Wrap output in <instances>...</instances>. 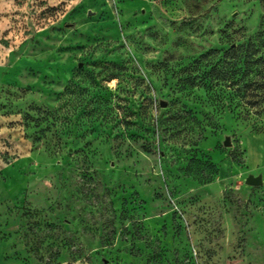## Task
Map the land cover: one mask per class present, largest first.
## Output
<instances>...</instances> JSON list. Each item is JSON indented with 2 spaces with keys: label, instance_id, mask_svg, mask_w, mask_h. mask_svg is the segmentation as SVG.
I'll list each match as a JSON object with an SVG mask.
<instances>
[{
  "label": "rangeland",
  "instance_id": "rangeland-1",
  "mask_svg": "<svg viewBox=\"0 0 264 264\" xmlns=\"http://www.w3.org/2000/svg\"><path fill=\"white\" fill-rule=\"evenodd\" d=\"M0 264H264V0H0Z\"/></svg>",
  "mask_w": 264,
  "mask_h": 264
},
{
  "label": "water",
  "instance_id": "water-1",
  "mask_svg": "<svg viewBox=\"0 0 264 264\" xmlns=\"http://www.w3.org/2000/svg\"><path fill=\"white\" fill-rule=\"evenodd\" d=\"M160 104L162 107H166L168 105V102L166 100H161ZM224 144L227 146L231 145L229 136H226ZM246 183L252 186H258L263 183V178L261 175L249 174L246 178Z\"/></svg>",
  "mask_w": 264,
  "mask_h": 264
},
{
  "label": "trees",
  "instance_id": "trees-1",
  "mask_svg": "<svg viewBox=\"0 0 264 264\" xmlns=\"http://www.w3.org/2000/svg\"><path fill=\"white\" fill-rule=\"evenodd\" d=\"M196 79V77H192V81H194Z\"/></svg>",
  "mask_w": 264,
  "mask_h": 264
}]
</instances>
